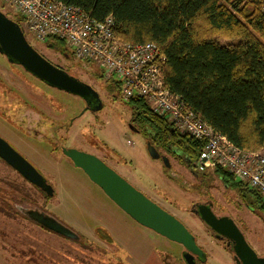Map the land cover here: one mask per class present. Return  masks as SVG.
Returning a JSON list of instances; mask_svg holds the SVG:
<instances>
[{"label": "rangeland", "instance_id": "374dc122", "mask_svg": "<svg viewBox=\"0 0 264 264\" xmlns=\"http://www.w3.org/2000/svg\"><path fill=\"white\" fill-rule=\"evenodd\" d=\"M0 11L13 20L19 14L2 0ZM24 34L49 61L91 85L102 106L85 109L81 97L46 84L0 53V136L53 188L52 195H46L0 158V264H183L180 244L129 217L72 163L65 147L96 155L181 220L204 250L203 264H235V260L226 240L215 238L193 214L192 207L201 203H210L219 216L231 217L256 253L264 254V218L243 201L251 203V194L241 197L212 170L196 172L162 149L159 157H153L144 135L130 126V111L119 88L107 90L113 82L102 76L99 67L73 55L68 60L46 42ZM218 39L235 42L230 37ZM15 203L43 208L78 238L33 223Z\"/></svg>", "mask_w": 264, "mask_h": 264}, {"label": "trees", "instance_id": "16d2710c", "mask_svg": "<svg viewBox=\"0 0 264 264\" xmlns=\"http://www.w3.org/2000/svg\"><path fill=\"white\" fill-rule=\"evenodd\" d=\"M59 1L81 8L97 21L111 16L113 31L122 41L157 44L164 56V86L171 93L235 146L249 151L264 148V0ZM14 20L21 27V15ZM221 36L235 42L221 43ZM46 45L68 60L72 57L62 40L51 39ZM112 82L108 91L119 88ZM124 101L130 126L144 135L147 146L193 168L203 140L174 129L143 98ZM212 172L241 197L251 194V203L243 201L264 218V200L256 190L225 169Z\"/></svg>", "mask_w": 264, "mask_h": 264}, {"label": "built area", "instance_id": "2783aa9c", "mask_svg": "<svg viewBox=\"0 0 264 264\" xmlns=\"http://www.w3.org/2000/svg\"><path fill=\"white\" fill-rule=\"evenodd\" d=\"M2 1L21 15V28L33 39L62 40L73 57L93 63L104 78L116 82L120 97L143 98L174 129L203 140L194 170L225 169L264 200V148L249 151L235 146L171 93L164 86V56L157 44L122 41L113 31L111 16L97 21L81 8L59 0Z\"/></svg>", "mask_w": 264, "mask_h": 264}, {"label": "water", "instance_id": "95a60500", "mask_svg": "<svg viewBox=\"0 0 264 264\" xmlns=\"http://www.w3.org/2000/svg\"><path fill=\"white\" fill-rule=\"evenodd\" d=\"M0 53L9 62L19 64L46 84L81 97L86 103L85 109L95 111L101 108L99 94L91 85L80 81L45 58L27 40L20 25L1 11ZM148 150L153 157H159L151 145H148ZM63 152L134 221L180 244L184 249L182 257L186 264H195L193 255H204V250L198 246L194 234L181 220L147 197L103 160L77 148H63ZM0 158L28 182L42 189L47 195H52L53 188L41 173L1 136ZM161 158L166 163V158ZM192 211L213 232L215 238L226 240L233 252L235 264H264V254L256 253L231 217L215 214L209 203L197 204ZM29 216L52 232L78 238L74 231L44 212L30 210Z\"/></svg>", "mask_w": 264, "mask_h": 264}, {"label": "flooded vegetation", "instance_id": "af4514ba", "mask_svg": "<svg viewBox=\"0 0 264 264\" xmlns=\"http://www.w3.org/2000/svg\"><path fill=\"white\" fill-rule=\"evenodd\" d=\"M90 102V101H89ZM66 148V147H65ZM12 168V167H11ZM16 171V170H15ZM40 189V188H39ZM42 192H44L42 189H40ZM45 193V192H44ZM46 194V193H45ZM47 195V194H46ZM2 200V199H1ZM197 205V204H196ZM196 205H194L193 207H192V210H195V207H196ZM15 206L17 207V210L19 211V213H21V214H23L26 218H28L29 220H31L33 223H35V224H37L32 218H30V216H29V211L30 210H38V211H40V212H44L46 215H48V216H51L50 214H48L43 208H39V207H37V206H35V205H33V206H31V205H28V206H22V205H18V203H15ZM193 212V211H192ZM193 214H195L196 215V213H194L193 212ZM15 216H17L18 214H14ZM37 225H39V224H37ZM40 226V225H39ZM42 227V226H41ZM42 228H44V227H42ZM1 232H0V235H1V233H2V231H3V229L1 228V230H0ZM78 235V234H77ZM184 251V249L181 251V252H183ZM169 256H171V255H169ZM180 256H182V254H180ZM193 257H194V262H195V264H203L206 260V254H205V252H204V255L203 256H197V255H193ZM183 258V257H182ZM174 263V262H173Z\"/></svg>", "mask_w": 264, "mask_h": 264}]
</instances>
